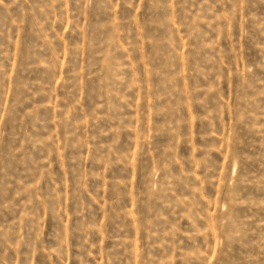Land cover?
<instances>
[{"label":"rangeland","instance_id":"rangeland-1","mask_svg":"<svg viewBox=\"0 0 264 264\" xmlns=\"http://www.w3.org/2000/svg\"><path fill=\"white\" fill-rule=\"evenodd\" d=\"M0 264H264V0H0Z\"/></svg>","mask_w":264,"mask_h":264}]
</instances>
